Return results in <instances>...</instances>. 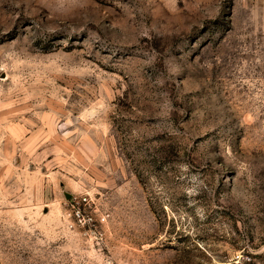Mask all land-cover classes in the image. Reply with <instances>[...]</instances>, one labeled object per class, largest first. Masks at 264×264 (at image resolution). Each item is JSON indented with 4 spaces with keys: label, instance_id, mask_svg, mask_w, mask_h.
<instances>
[{
    "label": "rangeland",
    "instance_id": "obj_1",
    "mask_svg": "<svg viewBox=\"0 0 264 264\" xmlns=\"http://www.w3.org/2000/svg\"><path fill=\"white\" fill-rule=\"evenodd\" d=\"M0 264H264V0H0Z\"/></svg>",
    "mask_w": 264,
    "mask_h": 264
}]
</instances>
